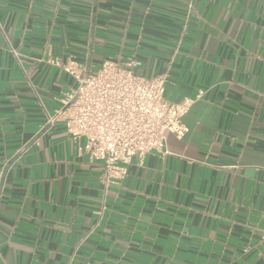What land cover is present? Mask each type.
<instances>
[{"label":"crops","instance_id":"crops-1","mask_svg":"<svg viewBox=\"0 0 264 264\" xmlns=\"http://www.w3.org/2000/svg\"><path fill=\"white\" fill-rule=\"evenodd\" d=\"M51 59L165 76L187 132L104 192L83 141L39 133L76 87ZM5 162L0 264H264V0H0Z\"/></svg>","mask_w":264,"mask_h":264},{"label":"built area","instance_id":"built-area-1","mask_svg":"<svg viewBox=\"0 0 264 264\" xmlns=\"http://www.w3.org/2000/svg\"><path fill=\"white\" fill-rule=\"evenodd\" d=\"M48 63L70 76L76 87L58 99L53 113H46L39 133L62 123L73 142L83 141L81 149L100 167L104 192L120 186L134 158L142 161L151 151L161 152L167 134L180 139L187 132L182 118L191 100L168 101L165 76H139L133 60H104L95 71L57 59ZM8 164L0 169V190Z\"/></svg>","mask_w":264,"mask_h":264}]
</instances>
